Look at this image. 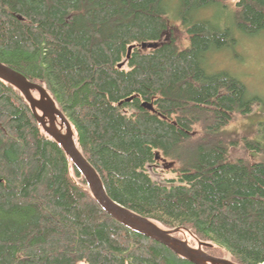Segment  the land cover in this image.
<instances>
[{"label": "trees", "instance_id": "1", "mask_svg": "<svg viewBox=\"0 0 264 264\" xmlns=\"http://www.w3.org/2000/svg\"><path fill=\"white\" fill-rule=\"evenodd\" d=\"M262 35L264 0H0V62L47 90L106 194L237 264L264 263V144L232 160L224 131L262 98L210 57ZM0 264L194 263L110 216L0 80Z\"/></svg>", "mask_w": 264, "mask_h": 264}, {"label": "water", "instance_id": "2", "mask_svg": "<svg viewBox=\"0 0 264 264\" xmlns=\"http://www.w3.org/2000/svg\"><path fill=\"white\" fill-rule=\"evenodd\" d=\"M123 64L124 61L119 66ZM0 80L11 84L22 93L44 132L60 144L73 165L85 178L96 201L110 216L134 231L164 244L173 252L194 264H237L226 258L212 256L203 250L202 247L212 244L198 241L197 246L193 247L186 240H182L174 235L179 228L163 229L148 217L137 214L112 200L106 194L96 170L77 148L70 122L56 106L47 90L42 85L28 80L23 74L2 62H0ZM32 90L37 91L38 97L33 95ZM142 105L151 109V105L148 103L144 102ZM57 118L60 119L61 127H65V132H62L58 128L56 123ZM156 157L158 158V156Z\"/></svg>", "mask_w": 264, "mask_h": 264}, {"label": "rangeland", "instance_id": "3", "mask_svg": "<svg viewBox=\"0 0 264 264\" xmlns=\"http://www.w3.org/2000/svg\"><path fill=\"white\" fill-rule=\"evenodd\" d=\"M170 35L168 31L165 38H170ZM172 35L177 37L182 46L186 44V34L183 29L176 28ZM210 68L211 70H227L247 86L249 93H256L262 98V101L252 105L248 113L236 114L224 131L226 141L230 145L229 156L232 160L260 159L261 154L249 148L246 142L258 140L264 144V35L244 36L238 40L234 48L214 52L210 57ZM36 96L38 93L35 94ZM172 165L170 163L167 166L164 163L162 164L164 167L150 169L149 173L154 180L163 182L167 176H171L169 169ZM181 234L180 239L193 243L187 231L183 229ZM213 253L216 256H222L220 251Z\"/></svg>", "mask_w": 264, "mask_h": 264}, {"label": "flooded vegetation", "instance_id": "4", "mask_svg": "<svg viewBox=\"0 0 264 264\" xmlns=\"http://www.w3.org/2000/svg\"><path fill=\"white\" fill-rule=\"evenodd\" d=\"M33 93V92H32ZM36 97H38V96H36ZM56 123H57V126H58V128L62 131V132H65V127L64 126H62L61 127V124H60V119L59 118H57V120H56ZM71 124V123H70ZM71 127H72V130H73V136L75 135V131H74V129H73V125L71 124ZM167 164V166H169L170 165V163H166ZM165 164V165H166ZM164 167V166H162V162L160 161L159 163H157L154 167L155 168H158V167Z\"/></svg>", "mask_w": 264, "mask_h": 264}]
</instances>
